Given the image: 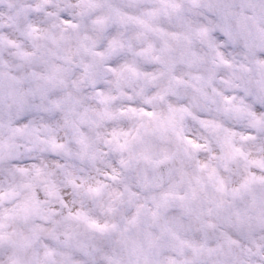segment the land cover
<instances>
[{
	"label": "clouds",
	"instance_id": "1",
	"mask_svg": "<svg viewBox=\"0 0 264 264\" xmlns=\"http://www.w3.org/2000/svg\"><path fill=\"white\" fill-rule=\"evenodd\" d=\"M0 264H264V0H0Z\"/></svg>",
	"mask_w": 264,
	"mask_h": 264
}]
</instances>
